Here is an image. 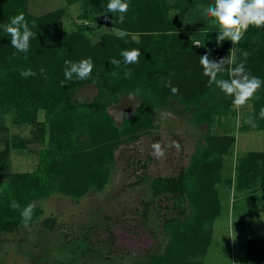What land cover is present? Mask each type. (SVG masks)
<instances>
[{"label": "trees", "instance_id": "obj_1", "mask_svg": "<svg viewBox=\"0 0 264 264\" xmlns=\"http://www.w3.org/2000/svg\"><path fill=\"white\" fill-rule=\"evenodd\" d=\"M65 1L70 6L81 4L78 20L122 29L129 35L118 38L114 33L104 34L92 45L86 36L87 27L68 34L60 32L63 9L36 17L28 12L26 0H0V142L7 131L6 118L10 117L16 125L34 126V140L46 146L40 152L37 170L32 173L10 171L12 148L20 150L24 142H15L11 147L7 141L0 152V234L13 233L24 226L21 212L30 203L36 204L53 193L79 199L91 188L101 190L107 182V167L114 161L115 149L153 130L158 110H170L209 128L218 119L231 115L235 107L233 97L225 95L215 84L209 87L201 56L208 54L218 62L236 54L231 66L243 62L250 75L264 80V27H248L238 44L225 40L218 45L217 27L204 13L203 20L198 22L196 16L189 17V26L185 28L197 0H126L129 8L123 14V23L119 22L121 13L107 11L109 0ZM201 4L206 8L214 0ZM21 12L35 34L27 53L11 46V36L3 28ZM131 49H140L139 62L125 64L120 53ZM86 58L93 62L91 76L80 80L73 74L71 80H65V60L77 62ZM113 59L120 61L119 66L111 62ZM228 67L225 65L217 79H230ZM29 68L36 75L22 76L21 71ZM42 68L45 73H41ZM128 69L131 75L126 77ZM168 80L179 89L177 94L165 86ZM86 86L96 88L93 98L79 97V91ZM130 93L137 99V106L119 127L110 108ZM262 107L264 84L253 100L252 119L256 127L249 125L244 129L264 131V119L259 117ZM42 112L44 121L40 122ZM205 140L206 145L196 151L190 166L178 176L153 180L154 199L163 196L172 200L177 215L164 220L163 228L170 235L165 251L148 262L132 264H204L201 258L212 244L213 226L221 215L216 185L222 181L225 159L236 137L208 133ZM235 172V178L228 179V183H234L238 192H249L248 213L259 216L255 195L264 191V152H250L238 158ZM12 201L19 207L13 209ZM146 207L145 224L150 216V205ZM41 214L40 206L35 205L29 224ZM147 228L156 238L153 228ZM246 264H264V239L248 241Z\"/></svg>", "mask_w": 264, "mask_h": 264}, {"label": "rangeland", "instance_id": "obj_2", "mask_svg": "<svg viewBox=\"0 0 264 264\" xmlns=\"http://www.w3.org/2000/svg\"><path fill=\"white\" fill-rule=\"evenodd\" d=\"M197 1L199 3L187 16L185 28L189 26V17L196 16L195 22L203 20L205 7L201 3L206 0ZM26 7L36 17L63 9L60 32L68 34L79 27H87L86 36L92 45L104 34L113 33L104 25L78 20L81 4L70 6L65 0H26ZM193 36L190 34V38ZM231 58L235 61L237 55L233 54ZM96 92L94 86H86L78 95L93 98ZM255 96L243 107H234L231 115L218 119L210 128L170 110H158L154 115L153 130L141 134L138 140L123 142L115 149L114 161L107 167V182L101 190L91 188L79 199L53 193L36 202L42 210L38 219L13 233L0 234V264H132L145 263L162 254L170 241L168 231L163 228L164 220L177 214L172 200L163 196L154 199L151 184L157 177H176L187 169L196 151L206 145L208 133L233 135L236 143L225 159L222 181L216 185L221 215L213 226L212 244L201 260L204 264H246L248 241L264 239V191L255 195L261 212L253 217L248 213L246 197L249 192H238L228 179L233 181L235 178L238 158L250 152H264V131L244 129L250 125L247 121L253 114ZM136 106L137 99L126 95L110 108L119 127L125 117L133 114ZM39 121H44L43 112ZM6 127L0 152L6 148L7 141L11 147L15 142H24L20 150L12 148L10 171H36L40 152L46 147L34 140L32 131L36 128L16 125L10 117L6 118ZM172 140L179 142L180 151L166 148L163 158H155L151 144L160 141L163 146ZM147 204L150 205V216L145 224L143 213ZM147 227L153 228L156 238Z\"/></svg>", "mask_w": 264, "mask_h": 264}, {"label": "clouds", "instance_id": "obj_3", "mask_svg": "<svg viewBox=\"0 0 264 264\" xmlns=\"http://www.w3.org/2000/svg\"><path fill=\"white\" fill-rule=\"evenodd\" d=\"M129 4L126 0H109L107 4V11L109 13L119 12L121 16L119 22L123 23L124 13L128 11ZM204 14L212 18L213 23L217 27V44H221L225 40H230L233 45L238 44L244 37V33L248 27L262 28L264 27V0H214V4L207 6L204 9ZM33 27H36L33 22ZM6 33L11 36V46L18 52L27 53L29 50L30 39L35 35L29 28L28 21L25 19L23 12L15 15L10 19V23L3 25ZM113 33L118 38H124L129 35L128 32L122 29L112 28ZM196 45H200L197 43ZM120 55L124 59L125 64L138 63L141 55L140 49L122 50ZM116 66H119L120 61L113 59L111 61ZM235 63L231 57L222 58L218 62L210 59L208 54L200 57V64L203 66V74L209 77L208 85L211 87L216 85L225 95L233 97V105L239 109L246 105L251 99L254 98L257 91L264 84L257 76L250 75L245 68L243 62L231 66ZM66 68L64 70L65 80H71L73 74L80 80L88 79L91 76L93 69V62L91 58L82 59L77 62L65 60ZM227 68L230 79H217V75L225 71ZM45 73V69L40 70ZM21 75L24 77L35 76L36 73L32 69L22 70ZM115 75V73H114ZM131 70L125 71V76H130ZM45 78H47L45 76ZM64 84V81H61ZM166 87H170L173 94H177L179 89L171 85V81L165 82ZM139 90H137V93ZM130 98L133 96L129 94ZM125 115V114H124ZM259 117L264 119V107L259 111ZM252 127H256L252 117L247 121ZM153 150L152 154L155 158H163L166 154V148H175L177 152L180 151L179 142L172 140L170 143L163 145L160 141L151 144ZM13 209L18 208L19 205L16 201H12L10 205ZM34 203L28 204L21 212L22 223L25 227L28 226L31 218Z\"/></svg>", "mask_w": 264, "mask_h": 264}]
</instances>
